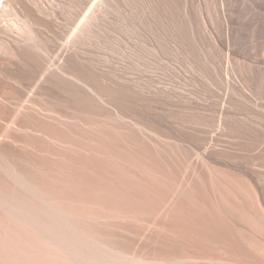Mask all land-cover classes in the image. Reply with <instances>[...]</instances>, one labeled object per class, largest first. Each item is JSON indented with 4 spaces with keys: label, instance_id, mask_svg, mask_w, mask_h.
Returning a JSON list of instances; mask_svg holds the SVG:
<instances>
[{
    "label": "rangeland",
    "instance_id": "obj_1",
    "mask_svg": "<svg viewBox=\"0 0 264 264\" xmlns=\"http://www.w3.org/2000/svg\"><path fill=\"white\" fill-rule=\"evenodd\" d=\"M124 1L138 25L126 24L128 14L113 4L101 7L105 26L86 21L84 12L76 16V4L65 16L79 26V47L96 51L102 63L118 64L122 80L140 81L153 100H138L124 90L126 101L118 106L70 71L44 74L53 54L52 35L23 21L16 10L0 25V264H237L221 248L213 256L189 248L173 222L180 197L191 194L204 206L196 185H206L223 210L221 191L238 187L252 193L264 212V151H254L258 136L241 135L260 124L252 113L211 136L216 126L209 115L225 91L205 53L198 57L192 47L194 37L174 18L186 0L166 6L175 28L155 8L144 12L137 2ZM198 1L195 10L203 9L209 21L207 9L213 12L214 0ZM107 30L114 39H106ZM174 36L183 49L195 51L193 66L175 49ZM257 58L264 60V49ZM231 62L229 70L243 77L253 61L235 56ZM138 74L145 76L140 80ZM165 92L211 107L207 114L193 112L206 114L207 120L199 116L197 121L190 113L177 120L159 105L167 99ZM235 94L229 93V116L244 119L253 104L244 106ZM127 104L140 106L145 117L158 108L155 116L187 133L157 129ZM207 146L213 148L206 153ZM224 210L242 219L240 211Z\"/></svg>",
    "mask_w": 264,
    "mask_h": 264
},
{
    "label": "bare ground",
    "instance_id": "obj_2",
    "mask_svg": "<svg viewBox=\"0 0 264 264\" xmlns=\"http://www.w3.org/2000/svg\"><path fill=\"white\" fill-rule=\"evenodd\" d=\"M132 1L137 2L138 5L142 7L141 10L144 12H149L152 8H155L159 12L160 16H162V20L165 19L169 26L171 23L173 24V15H167V12L169 13V9L166 10V6H168L169 2H174L173 4H175V1ZM196 1L198 0H186L187 4L184 8V12L186 13L185 15L183 14V2L180 1L181 8L174 11V18L175 20L178 18V21L181 26L184 27L186 34L188 33L187 35H192V37H194L195 45L193 44L192 47L196 46L198 57L202 52L205 53L206 57L204 58L209 61L211 69L213 68L215 70V75L220 80L221 83H219L222 84L221 87L223 89H221L222 91H225V93L222 92L224 93V95H221L222 97L219 96L221 98V103L219 102L220 104L217 103L218 105L214 106L215 108L213 109L214 111L212 112V115L210 114V116L208 113L209 117H211L214 125L216 126V129L213 131L211 136H218L230 120L238 122L240 120L242 122L243 120L245 121L246 119H249V115L254 113L260 127L258 129L252 128V126L247 129L245 128L246 130L244 132L242 131L243 133L241 135L258 136V139H255L256 143L254 151L256 153H262L264 151V60L257 58V54L264 49V0H214L215 7L213 12L209 8L207 9L209 21H206L205 14L203 12L201 13V10L203 11V9L199 8L198 10H195ZM127 3L128 2H125L124 0H1L0 25L9 14L15 12V10L19 11L21 16H17L19 18L21 17L23 21L30 23L35 29L44 28L46 32L52 35L53 47L50 49L53 54L49 60H46L44 74L50 73L51 71L53 73L56 71L64 73V69L65 73L66 71H70L74 74V76L76 75V77H78H75L77 81L79 78H82L86 81V83L90 84L95 88V90L102 93L105 97L113 99L112 102L118 104V106H122L120 104H124L123 102L126 101V97L121 93L124 90L130 92L138 100H145L146 98L151 100L153 98V94L151 91L150 93H145L140 81H135L133 83L130 82V80L123 81V74L117 68L118 64L115 66L116 64L107 65L106 63H102L96 60V51L91 49L85 50L79 47L77 45L79 26L75 25L76 20L73 19L75 22L71 20L69 21L65 16V12L68 6L71 7L73 4H76V16L81 15L84 12L85 14L83 16L86 21L97 24L100 23L101 26H105L106 24L102 21L104 16L101 21L99 17L102 12L101 7L104 5L107 6V4L108 6L109 4H113L120 12L128 14V17L125 16L126 18L124 19L126 24L138 25L139 20L135 16H132ZM176 4L178 5V3ZM209 10L211 13H209ZM200 14L202 16V21L205 20L203 21L204 23L201 21ZM173 26L175 28L176 25L173 24ZM79 33H81V31ZM105 37L108 40H112L115 35L113 32L110 33L107 30ZM120 37L122 36L120 35ZM175 40L177 41L179 38L174 36L173 43H175V49H179L180 54H185L191 61L190 65L193 66L196 62V57L194 55L195 51L194 54L193 51L192 54H190L186 48L183 49L175 42ZM207 49H210V53L206 52ZM253 51L256 52V55ZM98 52H100V50ZM235 56H245L253 61L250 71L246 76H238L236 72L234 73L233 70L236 69H233V67L232 72L229 70L232 58ZM212 72L214 71L212 70ZM212 72L208 74L211 77H213L211 74ZM73 74H71V76ZM50 75L54 76V74L51 73ZM138 75L140 80H142L145 76L143 74ZM184 75L188 74L184 72ZM57 76H60V74ZM216 76L214 77L216 78ZM76 80L72 82H76ZM211 81L213 82L212 79ZM216 82H218V80L214 81V83ZM218 84L217 87L220 86H218ZM213 85L211 86L213 87ZM168 90L163 89V91ZM229 93L230 95L236 93L237 97L240 98V102L244 103V106L245 103L251 105L253 104V108L251 109L246 107L249 110L247 109L248 111H245L246 116L244 119L237 116H229V111L227 109V106L230 103H228V100H230ZM168 94L166 95L165 92L166 96L163 97H166L167 99L159 102V105L164 106L165 110H170L171 115H175L177 120H184L183 118L186 113L192 114V117L196 118L195 120L197 121L200 120L197 119L199 116L207 120V110L211 107L208 106L202 109L200 108V105L196 104L193 100H185L182 94L178 93L179 95L174 97L169 96ZM236 94L234 96H236ZM159 95L161 96L160 93ZM185 97L187 96L185 95ZM123 99L124 101H122ZM126 106L135 109L141 117H144V119L150 123L152 122L154 127L157 129L165 128L170 133H174L177 136H183L182 133L185 130L180 131V129H176V127L174 128L172 123H170V120L169 122L167 121L168 118L162 119L155 116L156 114L154 113L158 111V108L154 112H148L145 117V115H143V109H141L140 106L136 107V105L133 104H127ZM229 107L230 105L228 108ZM246 108L244 109L246 110ZM195 109H202L206 114H199L198 112H196L197 114L193 113L196 111ZM194 132H196V129L191 128V133L193 134H191L192 136H194ZM213 139L214 138H212L211 141ZM212 148V146H207L205 148V152L207 153L212 150ZM196 186L202 195L201 199L204 206L197 205L195 197L191 194L181 196L178 205L179 213L177 217L174 216L175 219L173 221L176 229H178L182 236L187 239L189 248H196L198 252L207 256L217 255L219 253V249L221 248L227 251L226 254L230 255L232 259L237 262V264H264V243L261 240L264 237V212L257 205L253 194H250L249 191L245 189L242 190L238 187H231L232 189L230 190L223 189L219 195V198L224 205L223 210L225 208V210L232 209L240 211L242 218L241 221L237 218V216H235L236 218H234V215L232 217H228L222 213V208L217 206L216 200L211 195V191H209L210 189L208 186L201 184H197ZM250 230L254 232V234H252Z\"/></svg>",
    "mask_w": 264,
    "mask_h": 264
},
{
    "label": "water",
    "instance_id": "obj_3",
    "mask_svg": "<svg viewBox=\"0 0 264 264\" xmlns=\"http://www.w3.org/2000/svg\"><path fill=\"white\" fill-rule=\"evenodd\" d=\"M0 2H1V0H0Z\"/></svg>",
    "mask_w": 264,
    "mask_h": 264
}]
</instances>
